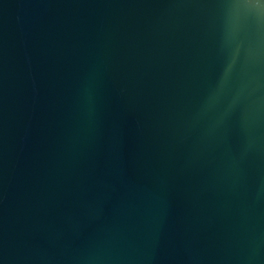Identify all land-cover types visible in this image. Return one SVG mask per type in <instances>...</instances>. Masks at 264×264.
I'll return each instance as SVG.
<instances>
[{
	"label": "water",
	"instance_id": "water-1",
	"mask_svg": "<svg viewBox=\"0 0 264 264\" xmlns=\"http://www.w3.org/2000/svg\"><path fill=\"white\" fill-rule=\"evenodd\" d=\"M0 264H264V0H0Z\"/></svg>",
	"mask_w": 264,
	"mask_h": 264
}]
</instances>
